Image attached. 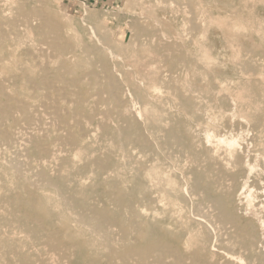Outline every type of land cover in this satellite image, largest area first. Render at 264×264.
<instances>
[{"label":"bare ground","instance_id":"obj_1","mask_svg":"<svg viewBox=\"0 0 264 264\" xmlns=\"http://www.w3.org/2000/svg\"><path fill=\"white\" fill-rule=\"evenodd\" d=\"M13 1L14 0H11V3ZM262 2L264 1L262 0ZM5 3H6V0H5ZM140 5H143V4L141 3ZM4 6H7V5H4ZM11 6L13 5L11 4ZM18 8L23 9L24 14H22L20 18L19 17L16 18L15 15H14L15 17L13 16L14 18L12 16L11 17L8 16L9 17L8 20L12 22L13 20L18 19V21L20 20L21 23L16 21L17 23H19L16 28H14V26L12 25L13 23L12 24L9 23V25L11 24L13 26V29H11L10 27V30L8 29L6 30L5 28L2 29L3 27L0 28V149L7 148L8 150L11 151V152H7L10 154H9L8 159L4 161L6 163L2 169H4V173H6L9 177L7 179L4 175L7 181L13 183V186L18 187V193L14 192L13 195L11 196H8V194L6 196V193H5L4 194L5 196L4 195H2V197L0 196L1 197L0 202L1 203L3 202L5 205L4 210L0 205V207L2 208L1 209L2 211L0 210V264H12L14 262H18L19 264H241V262H244L250 259L251 257H253L254 260L256 259L258 261V264H264V234L261 235L262 232L260 234L259 232L258 234L254 233V230L251 228L250 224L249 225L242 224L240 223V221L237 220L236 215L233 213L234 211L229 208V199L230 197L231 198L233 197L231 196V193L228 190L219 192L217 195L213 196L210 199L211 208H212L211 211L213 212L209 211V213H205L206 216L198 214V216L194 218V221L192 222L196 223V225L194 224L196 229L193 228L195 230H193L192 233L190 231L188 238L184 235L182 228L180 229L176 227V228H173L172 230H169V229H166L162 225V223H159L156 221L151 222L148 219L149 217L146 218L147 215H143L144 212L142 211L141 208H144V207H142L141 202H143V200L146 201V199L148 200V197L146 194L147 189L145 187L144 180L143 179L141 180V177L143 175H141L140 177V175H138V172L133 173L134 175L133 178L135 179H134L133 186L130 185L131 188L129 190L128 189H126L127 191L123 190L120 187L121 185L120 181L114 182L115 180H113V182L111 181L112 183L111 182L107 183L106 203L102 202L100 204L97 200L93 199L92 197L93 195H91L90 193L91 191L85 189L83 186L80 185L81 183L80 179L82 177H85V172L90 171V170L94 172L95 177L102 178L103 175H108L109 172L114 173V169L115 168L118 169L117 167L118 164L116 165V162L114 159L116 155L113 152V150H107L106 152H103V155H97V156L92 157V153H91L92 150L88 147L87 145L88 140L86 141V138L90 135H93L92 132H95L94 131L95 129L91 127L92 129H89L88 131H86L85 129L86 126L83 125L84 123H86V119L95 120L96 127L100 128L99 130L105 131L108 134H110L109 138L112 139V140L110 139L111 143L112 142L115 143V146L116 144L118 145L116 146L117 150L123 147L122 143L124 144L123 140L125 139V137L130 138V136H134V140L138 142V145L146 149V147H150L148 146L149 141L146 140L148 137L150 138V136H147V137L144 136V134L140 130L141 125H139L136 119V116L134 115L132 118H127L126 116L123 115V117H126L124 121L125 124H123L125 126L116 124V126L112 127L110 125L112 124L111 123L112 115L110 112L111 110L110 111L105 110L102 113V116H97V117L95 115V111H92V112H89V110L87 111L86 104L89 101L94 102V104L96 105H98V103L100 104V102L105 103L106 101L110 103L109 105L112 104L114 108L119 107L122 101L121 95L128 94L127 92L125 93L124 88L120 85L119 81L116 79V75L114 73L115 71L111 69L110 67L111 65L109 66L108 64L109 62L107 63L106 61V57H107L106 51L108 52L106 48H101L100 46L97 47L94 45H86V46H84L85 44L83 45V48H84L83 52L86 55L89 54L87 56H90L91 54L92 56L94 55L95 59L98 62H100L101 67H100V70H97V69L90 70V71L87 70L88 71L87 74L80 75L81 71L78 72L76 68L81 69V67L85 64V60L83 58L84 56L83 55H81V57L76 56L77 58L75 60L73 59L75 57L73 55H71V57L73 58L71 57L68 58L67 53L69 52L68 50L69 48H67V46L60 43V40H61L60 27L62 25L59 27L60 23L58 24L56 21L55 22L52 21L53 20L52 18L51 20L49 19V17L48 18L45 17L43 15L45 13L42 14L41 11H38V10L25 11L24 7H22L21 5ZM175 10L177 12L185 11L184 7L179 3ZM4 11L2 10V12ZM149 14L154 16V20L158 19V14L152 13V12H150ZM185 14H186L185 16L186 21L190 22L192 27H194L197 24V22H199L198 16L195 14V12H189L187 10ZM5 16L7 15L5 14ZM127 17H128V14H127ZM263 19L264 18L260 20L263 21ZM256 20H259V19H256ZM256 20L254 21L256 22ZM2 24L4 26L5 24L7 25V23L5 24L2 23ZM149 27L151 29V26L142 27V25L139 26L136 24V30L138 33L147 34V37L150 35H154L158 38L157 45H154V46H158L164 52V54H169V57L167 58V60L169 62L170 67H172L177 61H180V60L182 61V59L184 58L182 55L172 54L174 52V47H173L174 43L171 41V38H170V41L164 38V36L168 35L169 31H171L169 25L167 24L166 26H163L160 23L156 30H153V28L152 30H150ZM258 29L259 28L257 27L256 32ZM262 30L263 29H261V31ZM263 31L262 33H264ZM108 32L110 33V31ZM259 38H261V36H259ZM140 39L142 40V38ZM101 40L103 41V44L106 43L105 45L109 44L110 42L108 39V35H105V37H101ZM147 47L149 48V46ZM123 48H125V46ZM128 48H131V46ZM260 51L263 52V50H260ZM205 52L207 53V51ZM109 54H110V51H109ZM209 55H207L208 58L206 57L208 60H209ZM203 56L205 57V55ZM118 58H121V57H118ZM230 58H232V56H230ZM142 59L143 58L140 55L136 54L134 61H133L135 66L134 65L133 66L136 68V72L139 74L140 80L144 83V85H142L141 82H137L136 80H134L135 77L132 78L131 75L126 78L129 91L132 95V96H129L130 94H128L127 96L131 98L133 97V99L137 103H141V102L145 103L144 101L146 100L147 96H151V97L156 96L154 84L158 79L157 73L153 72L152 67L151 66L149 67V65L146 64L147 62H144ZM152 59H151V62H152ZM165 59L166 58H164V60ZM252 65H250L249 68L253 67ZM88 66H91V65L88 64ZM246 66L248 65L246 64ZM83 67L85 68V66ZM86 69L87 68H85V70ZM248 71L249 70L247 69V71L245 72H247V74H250V71L249 73ZM85 76L89 78L88 81L92 84V87L94 88V92L91 93L90 95L87 94L88 90L84 91V88L80 86V84L83 81L81 78ZM237 79H238V76H237ZM163 81L165 83V80ZM57 82H62V85L61 86L58 85ZM218 82L219 81H217V83ZM183 85L189 91L193 93H195L196 91H199V89L202 88V87L200 88L193 82H189V81H185ZM247 85L241 88L242 91L248 92L250 90V86L248 87ZM68 88H71V92H69L70 90L68 92L72 94V97L68 96L69 94L68 92H67L68 94L64 92V90ZM159 88L160 87H158V89ZM41 91L45 93H42ZM205 91L207 90L205 89ZM207 96L208 95H206L205 97ZM241 98L243 99V97ZM168 101L166 103H168ZM170 101L172 100L170 99ZM221 101L223 100L221 99ZM182 103L184 106V101ZM186 104L187 103H185V105ZM230 105L232 104L230 103ZM258 111H261L260 107ZM118 112L120 113V111ZM133 112H134V107H133ZM152 112H154L155 114V111H152ZM152 112L150 111V113ZM189 112H190V109H189ZM125 113L126 115L130 114V112L127 113V111ZM259 113H263V112H259ZM158 114H160L159 111H158ZM164 114L165 113H161V116H163ZM175 114H177V112ZM161 116L159 115V117ZM120 117L122 118V115H120ZM120 117H118V119ZM149 117L150 116L148 115L147 119ZM154 117L155 116L149 118L150 120H152V123L150 126L151 128L149 127V129H152L154 133L161 132L162 138H163L162 140L165 142V144L166 143L172 144L173 146H175L176 150L183 151L185 148H187V143L177 128L170 127L169 125L168 127H162V125L160 126V124L157 123L158 122L157 120H154ZM143 118H145V116H143ZM112 119L114 121V118ZM147 119L145 120L147 121ZM117 120L116 122H119V120L118 121ZM121 122L118 124H121ZM170 122L171 120L168 122V124H170ZM165 124H167V122H165ZM143 129H146V128L144 127ZM252 130H254V128ZM94 139L95 138H93V140ZM106 143H108V141ZM150 143L151 142H149V145ZM209 143H211V140ZM104 144L105 143H103L102 145ZM212 144L213 142L211 143V145ZM111 145H114V144H111ZM130 145H129V148H130ZM151 145H154V144H151ZM246 145H247V142H246ZM131 147H133V145H131ZM135 147H133V149H135ZM107 148L109 147L107 146ZM150 149H153V146ZM143 151H144L143 153H146L144 149ZM174 152L175 151H173V153ZM120 154H121L120 157H122V153ZM147 154L149 155V153ZM239 154L242 156V153H239ZM127 155L126 156L124 155L125 162H126L125 158L128 157ZM137 156H140V155L138 154ZM242 158H244V156H242ZM136 159L138 158H135V160ZM127 160L131 161V159H127ZM155 160H157V157L156 159H154V161ZM165 161L166 160H164V162ZM128 163L129 162L127 161V164ZM148 163L150 164V162ZM244 163H247V162H244ZM132 164H133V161L130 165ZM161 164H163V162ZM166 164H168V161ZM46 166H48L50 170L49 168L47 170V168H45ZM136 166L138 165L136 164ZM149 166H152V165H149ZM154 167H156V165ZM160 167H162V165ZM147 171L148 170H145L146 175H147ZM149 171H150V168H149ZM139 172H140V169H139ZM220 173H222L221 169L216 170V172L212 171V169L210 168L202 169V171H199L196 173V176L190 185V190L193 192L203 191L205 194L208 193L212 189L213 182L210 180H207V177L211 176L212 174L213 177L215 176L218 179V177L220 176ZM83 174L84 176H81ZM166 174L167 172L164 175L165 176L169 175V178H170V173L168 175ZM154 175L156 176V174ZM117 176L116 178H113V179L118 180ZM149 176H147L148 180H149ZM124 177L126 178V176ZM108 178H111V177L109 176ZM169 178H166V179H169ZM216 178L214 180H216ZM105 179H103L104 183L108 181V179H106L107 181L105 182ZM180 179L183 180L184 178L182 179L180 177ZM5 181L4 182L2 181L3 184H1V188L4 192L8 190V184H9V183L7 184ZM152 183L153 182L151 179V184ZM122 184L125 185L126 184L125 181ZM153 184L155 185V183ZM95 185H97V183ZM184 186L186 187V185ZM172 188H175V187L172 186L170 189L168 188V190H171ZM176 188H179V187L176 186ZM90 189L92 190V188ZM46 190H50L54 194L53 197L51 195L50 200L44 193V191ZM161 190H164V189L162 188ZM3 191H1L0 194L1 193L3 194ZM164 192L165 194L168 193L166 190ZM95 197L96 196H94V198ZM175 201L179 202V198L178 199L176 198ZM185 204H183V207ZM188 210L189 208L186 211ZM199 210H202V209H199ZM177 211H179V209ZM263 211H264V208H263ZM190 214L192 213L190 212ZM212 214L217 224H215L216 222L210 220V216ZM258 214H259V211H258ZM260 215H262V213ZM173 216H176V215H173ZM192 217H194V215ZM197 224L202 229L197 230L198 229ZM185 226L189 227V225H185ZM261 226H263V224ZM192 227L190 229H192ZM184 236L186 237V239ZM22 247H25V249H23ZM234 247L238 248L237 254L239 255L237 256H235L234 254L236 253H233V251L231 250Z\"/></svg>","mask_w":264,"mask_h":264},{"label":"rangeland","instance_id":"obj_2","mask_svg":"<svg viewBox=\"0 0 264 264\" xmlns=\"http://www.w3.org/2000/svg\"><path fill=\"white\" fill-rule=\"evenodd\" d=\"M14 1L11 3V0H6V3H5V0H0V25H1L0 28L3 27L2 29L5 28L6 30L7 29L10 30V27L11 29H13V26L14 28L17 27V25L19 24L17 22L21 23L20 20L18 21V19H16L18 17L20 18L21 15L24 14V10L18 8L20 5L24 7L25 11L38 10V11H41L42 14L45 13L43 14L45 17L47 18L49 17V19L52 18L53 19V20L51 19L52 21L54 22L56 21L58 24L60 23L59 27L62 25L60 27V29L62 30V31L60 30V34H61L60 43L67 46V48H69L68 49L69 52L67 53L68 58H70L71 55H73L75 57L74 58L71 57V58L75 60L78 56L79 57H81V55L84 56V57L82 56L85 60V64L83 66H85V68L87 69L85 70L83 66L81 67V69L76 68L78 72L80 71L82 72V74L80 72V75L87 74L88 72L87 70L89 71L95 70V69L100 70V67H101L100 62H98L95 59L94 55H93L94 57L92 56V54L90 56H87L89 54L86 55L83 52V49H84L83 45L85 44L84 46L94 45L97 47L100 46L101 48H106V50H108V52L106 51L107 53L106 61L107 63L109 62L108 63L109 66L111 65L110 66L111 69L115 71L114 73L116 75V79L119 81L120 85L124 88L125 93L127 92L128 94H130L129 96H132V95L129 91V87H128V83L126 79L128 76L131 75L132 78L135 77L134 80H136L137 82H141V84L144 85V83L140 80L139 74L136 72V68L134 67L135 65L133 61H134L136 54L140 55L143 58L142 60L144 62H147L146 64H148L149 67L150 66L152 67L153 72H156L158 79H160V80L157 79V81L154 84L156 96L154 97L147 96L146 100L144 101L145 103L135 102L133 97L131 98L127 96L128 94L121 95L122 101H121V105L119 106L120 108L119 107L114 108L112 104L109 105L110 103L106 101L105 103L100 102V104L103 106H101L99 103L98 105H96L94 104V102H91V101L87 102L86 104L87 111L88 110L89 112L95 111L96 117L102 116V113L105 110L106 111L111 110L110 112L112 115L111 117L112 124L110 125L112 127L116 126V124L125 126L123 124H125L124 121L126 117L132 118L133 115L136 116V119L139 125L142 126V127L140 126V130L142 131L145 137L150 136V138L148 137L146 140L151 142L150 145L148 142V146L150 147H146L145 149V148L140 147V145H138V142L134 140V136H130V138L125 137V139L123 140L124 144L122 143L123 147L117 150L116 146L118 145L116 144L115 146V143L113 142L111 143L112 139L109 138L110 134H108L105 131L99 130L100 128L96 127L95 120L86 119V123L83 124L86 126L85 127L86 131L92 128L95 129L94 130L95 132H97V130L98 132L100 131L99 132L100 134L98 132L97 133L92 132L94 137L93 135H90L86 138V141L88 140L87 145L92 150L91 151L92 157L97 156V155H103V152H106L107 150H113V152L116 155L114 157L116 165L118 164L117 165L118 169L117 168L114 169L115 174L113 172H109L108 175H103L102 178L101 177L97 178L95 177L94 172L90 170L92 172L90 171L85 172V177H82L80 179L81 181L80 185L83 186L85 189L91 191L90 193L91 195H93L92 197L94 200H97L100 204L102 202L106 203L107 183L111 181L113 182V180H115L114 182L120 181L121 183L120 187L123 190H126V189L129 190L131 188L130 185L133 186L134 179H135L133 178L134 177L133 173L138 172V175H140V177L141 175H143L141 177V180L142 179L144 180L145 187L147 189L146 194L148 197V200L146 199V201L143 200V202H141L142 207H144V208H141L142 211L144 212L143 215H147L146 218L149 217L148 219L151 222L156 221V222L162 223V225L166 229L172 230L173 228H176V227L180 229L182 228L184 235L188 238L190 231L192 233L193 230L196 229L194 226V224L196 225V223L192 222L194 221V218L197 217L198 214L206 216L205 213H209V211L213 212L211 211L212 208H211L210 199L213 196L217 195L219 192L228 190L231 193V196L233 197V198L230 197L229 199V208L234 211L233 213L236 215L237 220L240 221V223L242 224H248V225L250 224L251 228L254 230V233L258 234L259 232L260 234L262 232L261 235L264 234V229H263L264 228V222H263L264 221V213H263L264 212L263 211V208H264V79H263L264 78L263 77L264 76V70H263L264 69V55H263L264 54V37H263L264 33H262V31L264 30V23H263L264 19L263 21L260 20L264 18V2H262V0L261 1L260 0H98V1L97 0H19V2L18 0H14ZM10 3L13 6H11ZM141 3L143 5H140ZM178 3L184 7V10H185L184 12H181V11L177 12L175 10ZM4 5H7V6H4ZM140 6H142L143 8ZM2 10L3 11L5 10V11L2 12ZM187 10L189 12H195V14L198 16L199 22H197V24L194 27H192L191 23L187 22L185 19V16H186L185 12H187ZM150 12L158 14V19L154 20V16L150 15L149 14ZM5 14L7 16H5ZM127 14H128V17H127ZM14 15L16 16L15 18L16 20H13L12 22L9 21L8 16L13 17ZM255 17L256 19H259V20H256ZM253 19L256 20V22ZM130 20L132 21V23ZM2 23L4 24L7 23V25L5 24L4 26ZM9 23L11 24L13 23L12 24L13 26L11 24L9 25ZM160 23L163 26H166L168 24L171 29V31H169V34L166 35L167 37L164 36V38L168 39L169 41L171 38V41L174 43L173 44L174 52L172 54H179L184 57L182 61L181 60L177 61L172 67L169 66V62L167 60V58L169 57V54H164V52L158 46H154V45H157L158 38L154 35H150L147 37V34H142V33L140 34L136 30V24L139 26L142 25V27L151 26V29L149 27L150 30H152V28L153 30H156ZM257 27L259 29L256 32ZM106 29L110 31V33ZM261 29L263 30L261 31ZM105 35H108V39L110 41L109 44L107 45H105L106 43L103 44V41L101 40V37H105ZM259 36L263 38L261 39L259 38ZM140 38H142V40ZM147 38L148 40L149 39L150 40L148 41ZM131 41H133L134 43ZM113 46L116 48H114ZM124 46L125 48H123ZM130 46L131 48H128ZM147 46H149V48ZM155 48L157 51L155 50ZM204 50L207 51L208 54ZM260 50H263V52ZM109 51H110V54H109ZM206 54L207 55L210 54L209 60L207 59L208 56ZM203 55H205V57ZM230 56H232V58H230ZM118 57H121L122 59ZM164 58L166 59L164 60ZM151 59H152V62H151ZM205 60L208 63H206ZM88 64L91 66H88ZM246 64L248 66H246ZM250 65H252L253 67L249 68ZM247 69L250 71V74H247V72H245L247 71ZM260 74H262L263 76ZM237 76H238V79H237ZM81 79L83 81L81 80L82 83L80 84V86L84 88V91L88 90L87 91L88 95L93 93L94 88L92 87V84L88 81L89 78L85 76ZM163 80H165V83ZM185 81L193 82L194 84L202 88L199 89V91H196L195 93L197 94H195L189 91L183 85ZM217 81L219 82L217 83ZM57 83L60 86L62 85V82H57ZM246 85L248 87L250 86V90L248 92L242 91L241 89L243 86H246ZM158 87L160 88L158 89ZM203 88H205L208 92L205 91V89ZM68 91L71 92V88L64 90L65 93H67ZM41 92L45 93L43 91ZM206 95L208 96L205 97ZM68 96L72 97V94L69 93ZM191 96L192 97L194 96V97L192 98ZM241 97H243V99ZM170 99L172 101H170ZM221 99L223 101H221ZM167 101L168 103L169 102L170 103L169 104L166 103ZM183 101H184V106L182 103ZM255 102L257 103V105ZM185 103L187 104L185 105ZM230 103L232 105H230ZM106 104L109 108L106 106ZM133 107H134V112L137 115L133 112ZM259 107L261 111H258ZM189 109H190V112H189ZM118 111H120V113ZM126 111L127 113L130 112V114L126 115L125 113ZM150 111L151 112L155 111V114L154 112H152L153 113L152 115ZM158 111L160 114H158ZM176 112L177 114H175ZM259 112H263V113H259ZM161 113H165V114L161 116ZM194 113L196 114V116ZM120 115H122V118L120 117ZM123 115L126 117H123ZM148 115L150 117L155 116L154 120H157L158 121L157 123L160 124V126L162 125V127H168L169 125L170 127L177 128L179 132L181 133V135L184 137L187 143V148H185L183 151H178L176 150L175 146H173L172 144H169V143L165 144V142L162 140L163 138H162L161 132L154 133L152 129H149V127L151 126L152 120L149 119L150 117L147 119ZM159 115L161 117H159ZM143 116H145V118H143ZM118 117L120 118L118 119ZM112 118H114V121ZM117 119L119 120V122H116ZM145 119H147V121ZM170 120L171 122L170 124H168ZM225 121L227 124L225 123ZM120 122L121 124H118ZM142 122L144 123V125ZM165 122H167V124H165ZM144 127L146 129H143ZM253 128L254 130H252ZM93 138L95 139L93 140ZM92 140L95 142H93ZM210 140H211V143L213 142L212 145L211 143H209ZM102 141L109 148H107L105 144H104L105 146L102 145L103 144ZM107 141L108 143L110 142L109 143L110 145L106 143ZM246 142H247V145H246ZM130 143L131 145H133V147H135L136 145L135 149L131 147ZM111 144H114V145H111ZM151 144H154V145H151ZM96 145L97 146L99 145V146L97 147ZM129 145H130V148H129ZM242 145L243 146L245 145V146L243 147ZM152 146H153V149H150L152 148ZM143 149L145 150L146 153H143L144 152ZM98 150L101 152H99ZM173 151L175 152L173 153ZM187 151L189 154L187 153ZM7 152H11V151L8 150L7 148L0 149V154H1L0 155L1 157L0 158L1 160L0 170L2 172V173L0 172V192L3 191L1 188V184H3L6 178L7 179L9 178L8 175L4 173V169H2L6 163L4 161L8 159L9 154H10ZM120 153H122L123 158L120 157L121 156ZM147 153H149V155ZM239 153H242V156H244V158H242V156ZM138 154L140 156H137ZM124 155L125 156L127 155L128 157L130 156L129 158L128 157L125 158L126 162L124 160V157H125ZM141 155H143L145 158ZM156 157H157V160L154 161ZM135 158H138V159L135 160ZM127 159H131V161ZM164 160L166 161L164 162ZM127 161L129 162L128 164H127ZM132 161H133V164L130 165ZM167 161H168V164H166ZM148 162H150V164ZM162 162L163 164H161ZM244 162H247V163H244ZM136 164L138 166H136ZM160 164L162 165V167H160L161 166ZM123 165H125L127 168ZM149 165H152L153 168L152 166H149ZM155 165L156 167H154ZM124 167L126 170L124 169ZM45 168H47L48 170L49 167L46 166ZM138 168L140 169V172ZM149 168H150V171H149ZM204 168H210L212 169V171H215V172L216 170L221 169L222 173L224 174L220 173V176L218 177V179L215 176L213 177L212 174L211 176L207 177V180H210L213 182L212 189L208 193L205 194L203 191H197V192L191 191L190 185L193 182L196 176V173L199 171H202V169ZM120 170L122 171V173ZM123 170H125L126 172ZM145 170H148L147 175H146ZM166 172H167L166 175L170 173V178H169V175L168 176L164 175ZM144 173L146 176L144 175ZM154 174H156V176ZM4 175L6 178L4 177ZM81 176H84V174ZM109 176L112 179L108 178ZM116 176L118 180L113 179V178H116ZM124 176H126V178ZM147 176H149V180ZM165 177L169 179H166ZM180 177L184 179L181 180ZM105 178L108 179V181ZM153 178L156 180H154ZM215 178L216 180H214ZM7 179L5 182L7 184L9 183L8 190H6V192L3 191V194L2 193L0 194L1 197L5 193H6V196L7 194L8 196H11L13 195L14 192L18 193V187L13 186V183L7 181ZM103 179H105V182L106 181L107 182L104 183ZM151 179H152V182L155 183V185L153 183L151 184ZM213 180L216 182H214ZM124 181L128 185L122 184ZM96 183L97 185H95ZM164 185L166 188L164 187ZM184 185H186V187ZM172 186L175 188L168 190V188L170 189ZM176 186L179 188H176ZM11 187L13 190L11 189ZM236 187H238L239 189ZM90 188H92V190ZM162 188L164 190H161ZM165 190L168 193L165 194L164 192ZM49 192L52 193V191L50 190L44 191V193L50 200L51 195L53 197L54 194L53 193L50 194ZM94 196H96L97 198L96 197L94 198ZM1 197H0V200H1ZM176 198L177 199L179 198V202L175 201ZM183 204H185L184 207H183ZM0 205L4 210L5 209L4 203L2 202ZM1 207H0V210L2 209ZM187 207L189 208L188 210L189 213L188 211H186L188 209ZM256 208L259 210H257ZM178 209L179 211H177ZM199 209H202V210H199ZM258 211H259V214H258ZM190 212L192 214H190ZM260 212L262 213V215H260L261 214ZM173 215H176V216H173ZM193 215L194 217H192ZM182 218L184 219V221ZM190 218L193 220H191ZM210 220L216 222L215 218L213 217V214L210 216ZM183 223L185 225H189V227L185 226ZM215 224H217V222ZM262 224L263 226H261ZM177 225L178 226L180 225V226L178 227ZM197 226H196L198 228L197 230L202 229L198 224ZM191 227L192 229H190ZM22 248L25 249V247H22ZM231 250L233 251V253H236L234 254L235 256L239 255L237 254L238 252L237 247H234ZM251 258L244 262H241V264L242 263L243 264H252V263L258 264V261L256 259L254 260L253 257ZM12 264H19V263L14 262Z\"/></svg>","mask_w":264,"mask_h":264},{"label":"crops","instance_id":"obj_3","mask_svg":"<svg viewBox=\"0 0 264 264\" xmlns=\"http://www.w3.org/2000/svg\"><path fill=\"white\" fill-rule=\"evenodd\" d=\"M98 1V0H97Z\"/></svg>","mask_w":264,"mask_h":264}]
</instances>
